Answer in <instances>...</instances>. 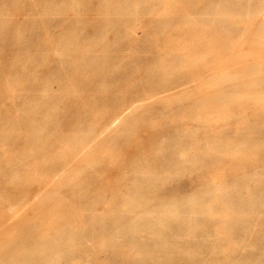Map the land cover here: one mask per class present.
Segmentation results:
<instances>
[{
    "label": "rangeland",
    "instance_id": "374dc122",
    "mask_svg": "<svg viewBox=\"0 0 264 264\" xmlns=\"http://www.w3.org/2000/svg\"><path fill=\"white\" fill-rule=\"evenodd\" d=\"M107 1L0 0V132L23 134L19 142L0 138V264L11 257L9 245L29 243L27 226L37 215L20 187L7 182L3 159L11 154L16 163L25 142L33 144L29 122L17 119L52 81L70 93L55 102L59 139L46 141H54L45 144L46 165L59 184L81 174L89 198L45 208V224L77 230L83 222L90 232L127 210L135 223L126 234L144 246L138 253L130 242L110 243L96 254L70 255L78 264H228L226 249L234 263L264 264V28L257 15L264 0H233L252 11L240 25H177L158 42L141 21L95 26ZM176 2L179 16L194 0ZM175 63L184 80L174 88L141 87L152 80L148 68ZM126 103L132 119L118 136L102 142L95 135L90 153L75 149L74 137ZM177 138L185 158L164 149ZM150 170L160 173H143Z\"/></svg>",
    "mask_w": 264,
    "mask_h": 264
},
{
    "label": "bare ground",
    "instance_id": "6f19581e",
    "mask_svg": "<svg viewBox=\"0 0 264 264\" xmlns=\"http://www.w3.org/2000/svg\"><path fill=\"white\" fill-rule=\"evenodd\" d=\"M106 7L101 19L95 24L93 23L95 26H134L141 21L157 34L158 38L156 37L155 42H158L160 37L169 36L177 25H201V28H206L227 20L240 25L247 22L252 15V11H244L243 6L233 0H222V2L216 3L212 0H194L189 10L181 11L179 16L175 10L176 0H143L141 5L133 7H125L118 2L108 0ZM144 12L148 14L146 19L141 18V14ZM257 15L260 26L264 28V11H259ZM77 29L80 27L78 26ZM133 34L135 35V29ZM117 40L119 41L118 38L113 39V43ZM64 63L67 70L70 64ZM177 63L169 68H164L161 64L148 68L152 80L141 87L174 88L176 82L184 80L182 68L178 67ZM28 76L26 75L23 80ZM53 84L54 81L49 82L48 86L43 89L40 101L35 106L27 105L22 110L21 117L17 119V124L21 120L29 122L30 138L33 139V144L25 142L22 156L16 163L11 154L6 155L3 159L4 167L8 168L11 173L7 182L20 187L30 207L34 208L32 209L33 213L37 215L30 219L27 226L26 238L29 243L16 242L9 245L11 257L8 261L2 259L1 264H68L71 261L70 264H78V260L70 255H81V251H91L96 254L103 247L109 246L110 243H118L119 246H122L124 243L130 242L132 247L140 253L144 248L142 240L138 236L130 235L128 237L126 234L127 231L133 230L131 226L135 221L129 215L134 212L128 214V211L124 210L121 217L109 216L104 223L102 222L90 232L86 230L83 222L79 224L77 230L52 219L45 224V219H43L45 218V208L60 207L68 198L75 200L89 198V189L81 174H69L66 183L59 184L53 180L54 169L46 165L45 144L52 145L54 142L46 143V141H58L59 139L57 129L61 123L57 120L58 111L55 102L62 100L70 93L59 92ZM132 111L130 104L126 103L120 108L118 114L107 122L101 121L88 134L74 137L72 141L75 143V149H83L88 146V153H90L91 141L95 135H98L102 142L111 141L112 138L120 134L122 126L129 125ZM0 135L5 143L23 140V134L20 131L15 133L1 131ZM182 140L183 138L174 139L168 142L164 149L171 151L179 158H185ZM157 172L160 173L159 170ZM157 172L150 170L143 173L154 175L158 174ZM1 176L3 177V175ZM145 206L157 207L159 202L148 203ZM127 214L129 217H125ZM221 254L226 257L228 264H240L229 259L232 253L228 249L223 250ZM146 259L149 261L151 257L148 256ZM188 262L193 263L194 258L189 259ZM202 263L215 264L216 262L211 260L207 263L202 261Z\"/></svg>",
    "mask_w": 264,
    "mask_h": 264
}]
</instances>
